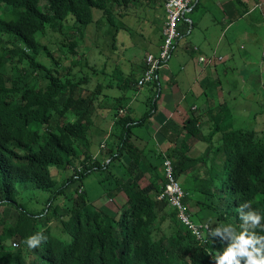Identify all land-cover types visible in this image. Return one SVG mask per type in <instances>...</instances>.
I'll return each instance as SVG.
<instances>
[{"label": "trees", "instance_id": "1", "mask_svg": "<svg viewBox=\"0 0 264 264\" xmlns=\"http://www.w3.org/2000/svg\"><path fill=\"white\" fill-rule=\"evenodd\" d=\"M139 3L0 0V11L17 14L14 19L0 14V264H212L208 253L227 246L208 234L199 242L174 218L176 210L152 196L162 191L164 176L161 181L157 173L156 180L141 185L143 173L116 171L131 129L128 115L118 117L115 112L113 133L118 141L107 152L110 160L90 155L89 132L104 84L90 90L89 76L71 72L87 60L79 39L91 24L96 36L102 26L111 25L116 41L119 31L127 28L121 19L134 14ZM95 9L101 11L96 17ZM50 32L64 35L52 48L42 42ZM261 61L264 64V53ZM68 111L74 120H67ZM207 113L209 122L197 124L198 116L189 119L188 130L207 144L202 155L192 157L178 149L167 156L174 161L178 179L192 175L186 190L191 216L211 227L231 224L239 231L240 204L250 201L264 214V135L250 127V120L234 124L226 103ZM149 116L147 112L138 123ZM52 167L70 170V176L60 181ZM94 172L104 175L99 182L105 183L108 198L126 193L118 213L88 201L83 181ZM41 191L50 193L44 207L31 208L29 200ZM12 208L15 212L9 213ZM54 221L69 240L52 233L49 225ZM37 232L47 241L30 249L23 241Z\"/></svg>", "mask_w": 264, "mask_h": 264}, {"label": "crops", "instance_id": "2", "mask_svg": "<svg viewBox=\"0 0 264 264\" xmlns=\"http://www.w3.org/2000/svg\"><path fill=\"white\" fill-rule=\"evenodd\" d=\"M204 1H193L190 10L179 21L177 42L169 61L161 69L157 84L139 87L136 81L145 69L146 55L157 53L161 48L164 0H140L136 12L128 16L127 28L119 31L116 38L117 43L122 45L118 50H122L123 55L118 56L114 67L109 68L104 64L105 69L101 67L99 70L111 79L107 88H118V94L123 95L115 98L116 106L109 115H104L108 128L102 131L103 138L97 149L91 151L90 148V155L101 162L109 161L107 152L111 147L115 148L118 141L115 136L109 140V136L114 135L113 127L117 121L115 112L125 108V114L131 118V129L125 145H122L121 164H124L128 175L143 173L139 180L141 185L156 180L157 173L162 181V158L167 156V152L180 149L189 156L198 157L205 151L207 144L188 130L190 118L200 117L197 124L209 122L207 112L226 103L232 112L234 124H240V120H243L238 111L247 107L245 100L239 101L237 96H229L232 91L227 93L228 90L224 89L226 84L229 87L227 77L236 72L239 64L236 49L238 39L244 40L245 68L254 71L256 67L250 66L258 63L256 70L263 80L264 0ZM147 10L152 13L148 14ZM202 12L211 14L209 23H204L205 15ZM186 21L188 24L185 27ZM204 29L207 31L204 32ZM101 101L99 109L103 107L102 97ZM141 106L147 109L139 115ZM147 112H150V116L142 124L138 123ZM103 142L105 147H101ZM139 162L141 166H138ZM121 164L116 167L117 172L122 171ZM119 193L116 195L118 199ZM121 193L122 201H127L126 193Z\"/></svg>", "mask_w": 264, "mask_h": 264}, {"label": "rangeland", "instance_id": "3", "mask_svg": "<svg viewBox=\"0 0 264 264\" xmlns=\"http://www.w3.org/2000/svg\"><path fill=\"white\" fill-rule=\"evenodd\" d=\"M121 1V0H119ZM197 1V0H194ZM202 2H205L202 0ZM44 10L47 9V5L45 2H42ZM148 14H151L152 12L147 10ZM101 12L100 10H94V16L96 17L98 13ZM0 14L3 15L6 19H14L17 17V14L12 10V9H3L0 11ZM202 15H205L204 17V23H209L211 14L202 12ZM125 20H122L124 23H126L129 20V17H123ZM142 20V19H140ZM137 22V20H134ZM138 23V22H137ZM79 25H77L76 28H78ZM87 33L85 34V37L83 39H79V43L82 45V50L85 51L86 54V59L84 62L81 64L73 67V70L71 72L77 74V76H89L90 80L88 84L86 85V88L92 90L100 83H103L104 86L102 87L103 94L100 93L103 101V107H101L99 110L95 111V115L93 116V121L95 125L91 128L89 132V138H92L93 140H90L91 142V151L97 149L99 146L98 143H100L101 139L103 138L102 136V131L107 130L108 128V123L107 119L104 117V115H109L112 111V108H114L115 105V98L119 97L123 94H118L120 90L118 88H112L108 89L107 85L111 82V79L107 77V75H102L101 72L99 71L103 65H107V67L111 68L116 65L117 58L122 54V50H118L121 48V44L117 43V41L113 40L112 34L114 32V28L111 25L107 26H102L100 29V32L96 36L93 32V26L92 24L87 26L85 30H87ZM67 31V29H65ZM64 30V32H65ZM207 30L204 29V32ZM64 38V35L62 32H50L48 33L47 37L42 40V42L46 45H48L50 48L55 46V43L57 40H61ZM239 38V37H238ZM94 40H96L95 45H94ZM244 43L243 39H238L236 41V49H237V61L239 64H237V69L236 72H232L230 76L227 77V83L229 82V87L228 84L224 86V89H227V93H229V90L232 91V94L229 96H237L239 101L240 100H245L244 102L247 104V107H243L238 113L243 116V120H240L239 123L243 124L245 121L250 120L249 125L252 128H255L260 135H264V75H263V80L261 79L262 75L259 78V71L256 70L258 67V63L256 65H251L255 66L256 69L254 71H249L248 69L245 68V51L242 48ZM100 44V46H106L107 50L99 49L97 45ZM102 44V45H101ZM107 44L109 46H107ZM83 46L85 48H83ZM142 47L139 49L140 53L143 51ZM80 49V48H79ZM133 49V48H132ZM78 50V46H77ZM138 50V48H137ZM127 55V53L125 54ZM117 61V62H116ZM86 63L88 67L86 66ZM67 64V62H66ZM243 64V65H242ZM105 69V67H103ZM264 64L261 63V70H263ZM247 72H249L248 76L246 75ZM225 80V78H224ZM226 83V82H225ZM105 88V89H104ZM225 94V92H223ZM99 95V96H100ZM106 96V97H105ZM140 106V105H139ZM142 107V106H141ZM147 108L144 106L142 109H139V115H142V113L146 110ZM98 113V114H97ZM126 109L121 108L118 110V117L125 116L126 114ZM255 115V116H254ZM246 116L248 118H246ZM67 120H74V115L68 111L66 113ZM112 131V129H111ZM115 135H110V137H114ZM112 138L109 140L111 141ZM118 167V165H117ZM52 174H55L56 177L61 181L64 180L65 178H68L70 176V170H58L55 167L51 168ZM125 174H128V171L125 169V167H122V171ZM104 175L99 174L97 172L91 173L88 175L84 181V189L87 194V199L90 203L97 207H101L104 209H109L110 208L113 211H116L118 213L120 206H122L125 202L122 201L123 194L120 192L119 193V199L116 196H113L112 198H108V196L105 194L106 193V186L105 183H100L99 179L100 177ZM181 183L183 189L187 190L188 185L192 186V175L186 174V176L179 180ZM74 186V185H73ZM50 193L46 194L44 192H35L34 197L32 200H29V206L33 209L40 210L44 207L45 199L48 198ZM77 195V194H76ZM75 195V196H76ZM187 204V203H186ZM185 204V205H186ZM9 213L15 212V208L8 209ZM116 213V214H117ZM190 214V217L193 221L197 222L199 220L194 219L191 216V213L188 211ZM174 218H177V216H174ZM49 224V223H48ZM52 228V233L53 231L58 233V237L67 239L69 240L70 238L66 237L65 234L61 232L59 227L56 225V222H52L49 225Z\"/></svg>", "mask_w": 264, "mask_h": 264}, {"label": "built area", "instance_id": "4", "mask_svg": "<svg viewBox=\"0 0 264 264\" xmlns=\"http://www.w3.org/2000/svg\"><path fill=\"white\" fill-rule=\"evenodd\" d=\"M193 1L164 0L165 19L162 26L163 42L158 53H150L146 56V66L137 79V86L143 87L159 79L161 69L169 61L172 50L177 42L179 36V21L190 10ZM162 170L166 184L163 190L157 194V198L168 201L177 211L178 218L192 231L193 236L199 242H204L210 224L208 222H195L191 219L187 205H185L186 193L174 175L172 161L166 158L163 162ZM197 231L200 233L199 238L195 234Z\"/></svg>", "mask_w": 264, "mask_h": 264}, {"label": "clouds", "instance_id": "5", "mask_svg": "<svg viewBox=\"0 0 264 264\" xmlns=\"http://www.w3.org/2000/svg\"><path fill=\"white\" fill-rule=\"evenodd\" d=\"M105 146L106 144L103 142L101 144V147H105ZM166 158L172 161L174 175H175L174 161L172 160L171 157L164 156V159L162 160V165ZM162 172H160V175L164 176ZM176 179L179 182V179L177 177ZM184 191L186 193L185 189ZM158 193L154 192L153 196L155 197V199L159 201H165L157 198ZM165 202H167V204L171 206L168 203V201ZM186 203H187V194L185 197V204ZM172 209L175 212V209L173 207ZM237 212L239 215V220L241 221L239 231H237V229L231 224L211 227V224L208 221H197V222H208L210 224L208 228V236L210 238L218 239L222 243L227 242V246L223 249L222 252L218 251L215 254L208 253L209 256L211 257L212 264H264V234H260L259 232H257V229L264 231V223H262V221H264V214H261L258 210L253 209L251 207L250 201H245L242 204H240L239 207L237 208ZM176 216L178 218L177 213ZM195 234L197 238H199L200 233L197 231ZM45 241H47V236H45L43 232H37L27 237L23 241V243L26 244L28 248L35 249L39 247V245L42 242ZM13 245L15 246L16 243H14Z\"/></svg>", "mask_w": 264, "mask_h": 264}]
</instances>
